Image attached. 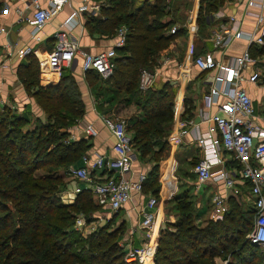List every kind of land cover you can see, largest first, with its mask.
I'll return each mask as SVG.
<instances>
[{
  "label": "trees",
  "instance_id": "obj_1",
  "mask_svg": "<svg viewBox=\"0 0 264 264\" xmlns=\"http://www.w3.org/2000/svg\"><path fill=\"white\" fill-rule=\"evenodd\" d=\"M106 3L108 6L100 9L103 17L89 15L86 25L94 23L109 34L125 25V42L115 48L109 76L102 78L89 69L85 78L92 84L99 83L96 93L104 98L99 103L117 102L125 93H132L140 114L133 117L135 121L130 126L126 118L127 130L134 151L141 157L150 152L154 164L142 181L141 191L155 195L159 182L153 178L156 179L160 162L156 156H163L168 145L174 87L165 81L160 87L151 85L143 90L137 82L140 69L152 70L157 51L181 33L179 28L174 32L169 28L175 19L182 17H175L178 5L170 0ZM214 9L210 2L200 6L198 20L204 22ZM169 13L171 19L162 20ZM37 68V59L32 57L21 66L20 73L35 80ZM69 76L62 74L54 85H37L34 96L46 114L45 122L36 118L38 125L24 130L22 125L27 123V116L0 111V264H139L125 259L118 243L123 225L111 228V217L86 234L73 227L79 212L90 220L91 214L100 210L101 206L92 201L90 190L79 191L69 203L56 195L59 184L66 187L63 180L66 171L59 175L54 171L73 162L86 147L85 138L71 141L67 138L69 126L83 114L84 108ZM192 158L194 166L199 157ZM228 165L235 166L237 161L232 159ZM40 168L46 171L42 176L36 174ZM247 183L243 181L245 187ZM178 196L177 207L183 212L178 221L168 222L169 228L161 230L152 264H216V256L228 257L226 264L264 263V249L259 250L258 244L245 238L251 228L253 210L242 209L228 200L229 208L220 219L199 226L193 222V202Z\"/></svg>",
  "mask_w": 264,
  "mask_h": 264
},
{
  "label": "built area",
  "instance_id": "obj_2",
  "mask_svg": "<svg viewBox=\"0 0 264 264\" xmlns=\"http://www.w3.org/2000/svg\"><path fill=\"white\" fill-rule=\"evenodd\" d=\"M22 1L26 7L32 8L31 15L26 19L31 26V36L39 39L38 30L70 0H46L45 5L41 3V0ZM238 1L244 2L246 12L255 17L256 29L243 30L234 14H227L225 20L211 30V50L193 58L198 68L207 71L206 75L201 78V83L208 87L207 92L203 94L204 103L208 106L213 102H218L219 111H202V119L208 122L209 126L201 130L198 128V122L192 119L178 120L177 129L167 134L166 141L169 145L177 146L186 130L193 131L194 141L203 151L202 156L192 168L196 175V182L203 183L211 179L218 183L211 196V217L222 216L228 209L226 192L228 188L239 193L238 181L248 182L245 188L250 196L254 213L252 225L246 237L250 242L264 246V126L255 119L250 93L243 85L244 80L258 82L264 98V78L260 77V72L254 64L255 58L248 47H245L239 54L228 55L225 58H217L214 55L215 51L226 50L236 38H244L248 45L254 43L264 46V0ZM87 8L94 11L99 9V4L88 6L83 3L73 10L65 18V26L58 27L53 32L52 49L44 52L42 56H38L37 51L31 45L16 46L10 42L4 43V53L0 57V70L6 66L9 58L34 52L38 56L40 69L44 65L54 71L60 70L80 58L82 70L92 69L102 77L109 76L114 66L115 48L124 44L127 27L120 25L116 29V38L112 45L95 52L88 51L71 38L68 30L73 16ZM191 16L190 13L187 17L188 27ZM177 28L178 25L174 24L169 31L174 32ZM5 31V27L0 25V33ZM153 78L152 71L141 68L139 88L149 87ZM173 112L176 115L177 112ZM101 119L113 137L114 155L108 156L100 153H95L91 157L83 155L84 164L74 165L69 173L86 182L97 204L114 210L123 206L133 193L142 190L145 175L141 173L134 180L128 175L133 163V147L127 130L126 118L101 114ZM188 124L190 126L187 129ZM84 132L92 135L96 133V130L89 122L84 126ZM232 159L237 161V165L230 167L228 163ZM169 168L167 167L161 175L159 197L163 195L170 197L178 189L176 175L172 172V167ZM91 169H98V175L90 173ZM157 201L158 197L155 195L146 199L141 210L140 227L145 230L147 240L140 246L127 245L123 249L126 260H136L139 264L153 263L157 245V238L153 231V218ZM86 218L84 215L77 216L74 228L82 230L81 227L85 226ZM227 260L225 258L223 263H227Z\"/></svg>",
  "mask_w": 264,
  "mask_h": 264
},
{
  "label": "crops",
  "instance_id": "obj_3",
  "mask_svg": "<svg viewBox=\"0 0 264 264\" xmlns=\"http://www.w3.org/2000/svg\"><path fill=\"white\" fill-rule=\"evenodd\" d=\"M141 1L142 0H134L135 4ZM106 2L107 0H70L64 4L63 7L58 12H56L44 26L38 30L37 34L39 35V39H34L30 34L31 26L26 19V17L31 15L32 8L26 7L22 0H0V25H3L6 29L5 32L0 33V57L4 53L3 45L6 42L13 43L16 46L31 45L37 51V55L42 56V52L44 53L48 51L50 44L53 46V32L55 29L58 27H64L65 18L83 3H86L88 6L91 4H99V9L93 11L87 8L73 16L70 22L71 25L68 28L71 38L75 39L82 48L92 52L112 45L116 38V31L112 34H109L108 31L105 32L101 31L100 28L98 29L96 24H93V27L90 29L91 31H88L86 25V19L89 15H94L96 18L103 17L104 14L101 13L100 9L102 6H108V3ZM207 2H210L211 5L215 7V9L211 10V12L207 14L204 22H201L198 20V9L200 6H204ZM41 3L45 5L46 0H41ZM170 3H174V0H170ZM178 5L183 7L184 11L182 12L183 15L181 16L182 19H175L174 24L178 25L181 33L171 40L164 48L157 51L156 63L154 64L152 70L148 69L154 74L153 82L151 84L152 86L155 85L160 87L166 81L172 84L174 87V95L171 106L172 121L168 133L176 130L178 126V120L184 118L192 119L195 122H198V128L200 130L205 129L209 125L208 122L202 119V111H219L218 102H213L208 106L205 105L203 94L207 92L208 87L201 83V78L206 75L207 71L201 70L193 62V58L196 55L203 54L209 49L211 50V30L216 25L222 23L225 20L227 14H234V16L238 19L241 28L245 31H251L257 27L255 23V17L252 14L247 13L244 2L238 0H189V4H184L183 2L179 3ZM190 13L192 16L188 27V23L186 24V21ZM221 13L224 15H221ZM84 15L86 16V19H84ZM169 19H171L170 13L163 15L162 17V20ZM245 47L249 48L250 53L255 58L254 64L260 72V77L263 79L264 46L254 43L248 45L247 40L244 38H236L231 42L226 50L215 51L214 55L217 58H225L228 55L239 54ZM37 55L34 52L26 54L25 56L15 55L6 61L7 64L5 67L1 68V112L8 113L11 111L22 116L25 114L32 115L34 112L36 115L34 116L35 118H39L43 121L46 119V114L37 103L34 92L37 88V85L46 86L57 84L62 73L60 74L59 72L51 70L49 67H42L40 69ZM32 57L37 59L38 65V73L35 80L26 78L20 73L21 66L28 64L30 58ZM80 62V58H77L70 66H67L69 67L67 69V73H63L66 74V76L70 75L69 79H71L72 82L71 86L74 88L75 85V90L78 91L77 93L79 97L83 102H85V110L81 117L76 118V121L69 126L70 131L67 138L70 141L79 138H85L86 147L84 148L83 153H81L79 157H77L73 162L69 163V165L84 164L82 159L83 155L90 157L95 153L106 154L108 156L114 155L112 150L113 137L102 123L101 113L97 110L95 104L93 103V101L103 100L104 98L101 97V94L95 93L97 91L93 92L94 89L92 91L90 88L92 83L86 80L85 71L81 69ZM138 83L139 79L137 84ZM243 85L250 93L254 107L255 119L258 123L264 126V98L262 97L261 87L259 86L258 82H249L246 80L243 81ZM131 97V92L125 93V95H123L117 102L123 103L124 106H127V104H131ZM103 103H107V101H104ZM110 109L107 112L111 113L115 111V109ZM135 109L137 110L134 115H125V117L129 119L131 117L139 116L140 110L138 107ZM173 111L177 112L176 115ZM113 114L118 115L116 113ZM89 122L94 126L96 130L95 134L89 135L84 132V126ZM27 123H29V118ZM27 123L25 122V127ZM24 125H22V128H24ZM189 126L190 125L188 124L187 129ZM165 150L168 152L165 167L167 165V161H175L177 165H180L181 163L192 159V157L200 158L203 154L202 148L194 141L193 131L189 129L183 133L181 142L177 146L168 144ZM132 157L133 163L128 172L130 179H136L141 173H143L146 177V172L147 170H150V166L140 158L141 156L137 158L135 156L134 150ZM192 172L194 174V183L192 185L188 184V186L190 185V188L187 195H185L186 192H184L183 195L180 196H185L188 199L190 198L193 200V206L196 209H194L193 214L195 219H209L211 217L210 210L212 206L211 196L218 183L211 179H207L203 183H197L196 175L193 169ZM90 173L98 175L99 170L91 169ZM176 178L179 183V178ZM63 179L65 180L66 187L63 191L62 198L66 201L73 202L77 193L81 190L89 191L86 182L77 179L69 172L68 174L67 172H64ZM77 181H79L80 186H77ZM238 186L240 188V193H235L230 188L226 190L228 196L227 199L232 203H235L236 206L241 205L242 209H244V206H242L240 203V197L244 195L248 199V202L245 204V206L253 210L250 196L247 194L245 185L243 182L238 181ZM69 195H71V197ZM151 195H153L152 192L147 190L135 192L123 206L111 210L112 215L118 218L119 224L123 225L121 238L118 240V243L120 246H122V249L127 247L129 244L140 246L147 240L145 230L140 227V220L142 207L146 199ZM157 197L158 201L155 205V214L153 218V231L156 238L158 236V229L162 217H168V214H165L164 212L163 204L165 202L169 203L170 200L172 201L170 203L177 201L176 196H173L175 199L171 196L166 197L164 195ZM91 199L94 203H96L93 194ZM230 205L232 206L233 204ZM172 207L176 212V208L178 207ZM99 209L103 210L101 207ZM101 210H99V212L96 211V214L93 212V216L96 218L93 220L94 222H99L104 217L102 214L105 215V212L102 213ZM178 219L175 221L173 219L171 221H174L175 223L178 221ZM91 222L87 223L85 228L93 226ZM90 229H92V227Z\"/></svg>",
  "mask_w": 264,
  "mask_h": 264
},
{
  "label": "rangeland",
  "instance_id": "obj_4",
  "mask_svg": "<svg viewBox=\"0 0 264 264\" xmlns=\"http://www.w3.org/2000/svg\"><path fill=\"white\" fill-rule=\"evenodd\" d=\"M101 1V0H100ZM182 2H184V3H187V4H189V0H174V3L176 4V5H178L179 3H182ZM175 17L177 16V17H181L182 16V12L184 11V9H183V7H181V6H177V7H175ZM84 19H86V16L84 15ZM93 24L94 23H89L88 25H87V30L88 31H91L90 29L93 27ZM53 41H54V39H53ZM52 49V44H50V47H48V51L49 50H51ZM44 53L42 52V54L41 55H43ZM69 67H65V68H62V69H60V70H56V72H59L60 74L62 73H67V69H68ZM103 78V77H102ZM72 82H70V84H71ZM99 83L97 82V83H94V84H91L90 85V88L92 89V91H93V89H94V91L93 92H95V91H97L98 89H99ZM143 90H145V89H143ZM142 90V91H143ZM74 91H75V85H74ZM96 93V92H95ZM131 104H127V106H124V104L123 103H119V102H117L116 103V101L115 102H110V103H99V100H96V101H93V103L95 104V106H96V108H97V110L98 111H100V113L102 114V115H104L105 113H107V114H113V113H116V114H118L117 116L118 117H125V115L126 116H129L130 114L131 115H134V113L136 112V110L137 109H135V108H137V105L136 104H134V101H133V97H131ZM83 102V101H82ZM99 103V104H98ZM117 105V106H116ZM136 105V106H135ZM115 106V107H114ZM83 112H84V110H85V102H83ZM108 107H109V109L111 108V109H115V111L114 112H107L109 109H108ZM113 107V108H112ZM110 109V110H111ZM11 112V111H10ZM42 114V113H41ZM82 115V114H81ZM25 116H27L28 118H29V123H27V125H26V128H33V127H35L36 125H38V123H39V121L37 122L36 121V118L34 117V116H36L35 115V113L33 112L32 113V115L30 114V115H28V114H25ZM111 116H115L114 114L113 115H111ZM79 117H81V116H79ZM126 118V117H125ZM46 121V119L43 121L42 120V122H45ZM82 121V120H81ZM84 121V120H83ZM134 121H135V119L133 118V117H131V118H129V122H128V124H129V126L130 125H132L133 123H134ZM85 122V121H84ZM24 128H25V125H24ZM23 128V129H24ZM25 128V129H26ZM24 129V130H25ZM134 153H135V156L138 158V157H140V155L136 152V151H134ZM162 154V153H161ZM167 154H168V152H166V150H164V154H163V156H160V155H158V156H156L158 159H160V162L158 163V170L157 171H155L156 173V179H155V177H154V175H151V177L154 179V180H157L156 182H159L160 183V181H161V179L160 178H162V176L161 175H163V173H164V170H166V168L168 167H172V172H174V174L176 175V177H178L179 178V183H178V189H177V191L171 196V197H173V196H178V194H179V196L180 195H183V193L184 192H186V195H187V193H189V188H190V185L188 186V184H193L194 183V174H193V172H192V169L191 168H193V166H192V161H193V158L192 159H189L188 161H185V162H183V163H181L180 165H177L176 164V162H169V161H167V165H166V167H165V164H166V160H167ZM143 161H145L149 166H150V169H151V167L153 166V160L150 158V152H148V154H146V155H144L143 157H140ZM174 163V164H173ZM176 164V165H175ZM75 164H71V165H66V166H62V167H60L59 169H56L57 171H54V173L56 174V175H59V172H61V171H66L67 172V174H68V172L71 170V168L74 166ZM170 169V168H169ZM168 169V170H169ZM45 169L44 168H40V169H38L37 171H36V174L37 175H41L42 176V174H45ZM54 173L52 174V175H54ZM147 174L149 173V171L147 170V172H146ZM173 174V175H174ZM148 176V175H147ZM190 178V179H189ZM64 180V179H63ZM185 180H186V182H185ZM153 181V180H152ZM58 183H60V181H58ZM77 186H80V184H79V181H77ZM63 191H64V188H62V186H61V184H59V189L56 191V195H59V197H60V200L62 201V202H65V203H69V202H71V201H66L65 199H63L62 198V195H63ZM158 195H160L159 193H157V195H155V196H158ZM161 197V196H160ZM174 198V197H173ZM175 199V198H174ZM68 200V199H67ZM189 200H191L190 198H189ZM175 201V200H174ZM191 201H193V200H191ZM240 203L242 204V206H244V209L245 208H247L246 206H245V204H247V202H248V199H247V197L246 196H241L240 197ZM170 202H172L171 200H170ZM168 203V202H165L164 204H163V207H164V212H165V214H168V217L166 218H164V217H162V219H161V222H160V226H159V229H158V236H157V240H158V237L160 236V234H161V230L162 229H164V228H169V226H168V222H174L175 220H177L179 217H180V215H181V212H183V210L181 211L180 209H178V208H176V212H175V209L172 207V206H178V201H175L174 203ZM103 210H101V212L102 213H104L105 212V215H103L102 213V216H104L103 218H102V220H100L99 222L97 221H93L94 219H96L94 216H93V214L95 213L96 214V212H94V213H92L91 214V216L89 217V219L90 220H87V218H86V224L87 223H89V222H91V221H93V222H91V224H93V226H91L92 227V229H90L91 227H86L85 228V226H86V224H85V226L83 225L81 228H82V230L81 229H77V230H79V231H81L83 234H86V232H88L89 230H93L95 227H97V226H100V225H102V224H104L105 222H106V220L108 219V218H112V220H111V222H112V225H111V228H115L116 226H118L119 225V220H118V218L117 217H115V216H113L112 215V211L110 210V209H108V208H106V207H101ZM195 209V208H194ZM196 210V209H195ZM98 212H99V210H97ZM174 211V212H173ZM110 213V214H109ZM173 213H174V215H173ZM81 215H83L82 214V212H79L78 214H77V216L78 217H80ZM76 216V217H77ZM167 216V215H166ZM172 216H174V217H172ZM76 217H75V219H76ZM177 217V218H176ZM221 216H218L217 218H214V217H210L209 219L208 218H206L205 220H197V219H195L194 217H193V222H194V224H196V225H201V226H205L207 223H208V220H216V219H218V218H220ZM75 219H74V222H75ZM174 219V221H171V220H173ZM208 219V220H207ZM73 227H74V224H73ZM245 238H247L246 237V234H245ZM119 240V239H118ZM156 244H157V241H156ZM259 245V244H258ZM157 246V245H156ZM233 246V245H232ZM259 250H262V249H264V246H258L257 247ZM225 258H227L228 259V257H222V256H216V258H215V262H216V264H224L223 263V260L225 259ZM228 261V260H227ZM262 261V260H261ZM154 262V261H153ZM226 264V263H225Z\"/></svg>",
  "mask_w": 264,
  "mask_h": 264
}]
</instances>
